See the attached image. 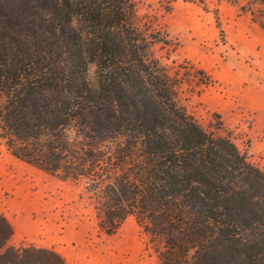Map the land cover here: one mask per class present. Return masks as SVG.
Wrapping results in <instances>:
<instances>
[{
    "label": "trees",
    "instance_id": "trees-1",
    "mask_svg": "<svg viewBox=\"0 0 264 264\" xmlns=\"http://www.w3.org/2000/svg\"><path fill=\"white\" fill-rule=\"evenodd\" d=\"M176 1L158 0L164 14ZM240 1L264 28V0ZM156 47L175 48L134 0H0V140L82 185L104 234L133 217L159 264H264V170L218 114L205 127L178 103L183 84L211 76L188 61L172 70ZM12 235L0 213V264H66Z\"/></svg>",
    "mask_w": 264,
    "mask_h": 264
},
{
    "label": "rangeland",
    "instance_id": "rangeland-1",
    "mask_svg": "<svg viewBox=\"0 0 264 264\" xmlns=\"http://www.w3.org/2000/svg\"><path fill=\"white\" fill-rule=\"evenodd\" d=\"M134 2L138 15H155L175 46L155 48L164 64L183 70L188 61L211 76L200 89L183 84L178 103L205 127L218 114L247 160L264 170V28L240 11V0H204L205 7L177 0L166 14L158 0ZM0 213L13 229L10 245L51 248L66 264H159L133 217L104 234L82 185L16 159L1 140Z\"/></svg>",
    "mask_w": 264,
    "mask_h": 264
},
{
    "label": "bare ground",
    "instance_id": "bare-ground-1",
    "mask_svg": "<svg viewBox=\"0 0 264 264\" xmlns=\"http://www.w3.org/2000/svg\"><path fill=\"white\" fill-rule=\"evenodd\" d=\"M28 230V229H27Z\"/></svg>",
    "mask_w": 264,
    "mask_h": 264
}]
</instances>
